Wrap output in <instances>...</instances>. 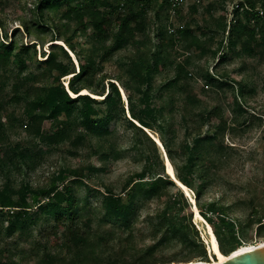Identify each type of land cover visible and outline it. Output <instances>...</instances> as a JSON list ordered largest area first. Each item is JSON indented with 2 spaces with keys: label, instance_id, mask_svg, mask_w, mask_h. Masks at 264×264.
<instances>
[{
  "label": "trees",
  "instance_id": "16d2710c",
  "mask_svg": "<svg viewBox=\"0 0 264 264\" xmlns=\"http://www.w3.org/2000/svg\"><path fill=\"white\" fill-rule=\"evenodd\" d=\"M154 1L37 0L32 9L34 16H38L35 27L38 31L53 30L50 38L53 52L38 61L37 71L29 70L28 58L22 57V53L30 50L35 53V42L22 44L20 48L15 40H0V51L16 66L17 80L28 83V87L13 95V101L22 105V112L18 117L11 114L10 122L19 121L24 126L29 142L5 136L6 122L0 108V176L3 178L0 237L2 233L26 237L33 209L45 214L47 225L39 230L43 243L37 246L38 264H133L125 260L126 251L122 246L110 244L111 237L107 230L100 229L101 223L130 228L140 209L154 198L161 200V208L150 223L156 235L152 245L136 255L128 249L130 257L135 258L134 264L149 259V254H153L151 248L157 250L172 242L182 246L181 252L174 256L178 259L191 260L205 255L191 213H182L189 204L187 196L165 172L161 148L146 128L160 139L176 177L194 191L199 211L211 224L220 250L227 255L245 240L242 222L231 215L230 206L220 198L206 202L204 197L217 186L219 172L234 164L238 150L235 139L240 129H250L257 116L246 102V95L256 85L246 76L237 80L225 73L213 72L209 67L196 74L184 68V63H191L190 55L186 54L191 51L196 59L209 55L215 60L217 51L212 49V43L218 32L224 41V51L214 66L230 51L257 55L258 61L264 59V0H240L231 21L225 16L223 20L217 18L211 33L207 30L199 35L190 34L189 25L181 22L184 0H177L175 5V0H160L159 10L165 8L166 17L163 21L156 14L153 24L156 40L152 44L150 33L146 32V16ZM200 1L192 2L190 7L194 12L198 11ZM57 10L63 23L57 24L51 15ZM72 20L78 32L89 35L87 56L77 48L72 36L65 37L67 48L78 60L77 71L68 50L54 42L61 39L60 27L64 21ZM22 22L30 33L31 22L28 19ZM170 27L175 30L171 31ZM4 36L7 41V34ZM131 45H137L139 50H132L127 56L121 54ZM179 46L185 51L182 59L176 51ZM114 57L121 67V72L116 74L105 70ZM66 75H70L68 88L76 95H71L64 85ZM112 75L132 86L126 99L129 116L119 86L110 80L106 89L105 80ZM7 78L0 72V91ZM224 80L230 84V94L223 95L221 90L213 88ZM199 85L208 89V95L196 91ZM83 88L102 98L81 94ZM176 113L180 116L178 123ZM241 117H244L242 121ZM247 118L250 120L245 125ZM119 119L132 131V147L145 158L143 168L130 174L120 190L113 186H106L104 190L89 187L83 198L78 197L75 193L78 187L86 186L83 166H67L49 175L42 188L29 182L15 183L13 168L21 164L32 167L42 147L63 146L66 153L73 155L78 146H86L90 154L98 155L103 161L116 155L114 144L107 146V142L116 134L114 123ZM46 120H49L47 127ZM174 121L177 127L172 124ZM29 146L38 152L33 154ZM101 169L102 166H88L92 174ZM91 196L97 198L98 204H92ZM6 216L9 220L5 225ZM51 218L61 223V228L51 223ZM53 233L65 252L49 244Z\"/></svg>",
  "mask_w": 264,
  "mask_h": 264
},
{
  "label": "rangeland",
  "instance_id": "374dc122",
  "mask_svg": "<svg viewBox=\"0 0 264 264\" xmlns=\"http://www.w3.org/2000/svg\"><path fill=\"white\" fill-rule=\"evenodd\" d=\"M193 1L184 0L183 19L181 22H186L189 25L192 31L190 34L198 35L202 31L207 30H210L211 33L212 30L210 28L215 24L214 20L217 18L223 20L225 16L231 21L235 16L233 10L236 4L240 2V0H201L198 11L194 12L190 7ZM35 2L37 0H0V40H4L5 42L15 40L20 48L22 44L35 42V53L33 50L22 53L23 58H28L29 70L33 71L38 70V61L45 59L53 52V48L50 45L53 30L48 29L43 31L41 29L38 31L35 27L38 21V16H34L32 12ZM159 2L160 0L153 2L146 16V32L150 33L152 44L156 40L154 37L155 31L153 30L156 14L158 13L159 18L163 21H165L166 17V9L159 10ZM59 14V10L56 13H51L57 24L63 23L59 18ZM23 19H28L31 22L30 33L26 32L22 22ZM15 27H19V30L15 31ZM77 28L74 20L66 23L64 21L63 26L60 27L62 32L61 39L54 40V42L61 44L68 50L64 40L66 36H72V40L75 41L77 48L87 56L89 49L86 40H88L89 35L78 32ZM5 33L7 34V41L4 38ZM162 35L165 34L163 33ZM223 42L221 40V33L218 32L212 43V49L217 51L216 58H221L223 54ZM179 47L180 49L176 51L181 57L179 58L182 59L185 57V51H183L182 46ZM132 50L135 52L139 48L137 45H131L129 48L122 50L121 54L127 56L132 53ZM58 52H60V48L57 47ZM68 53L77 71L78 60L76 58L77 61H75L72 53L69 51ZM186 54L190 55L191 63L188 65L184 63V68L187 67L196 74L203 72L209 67L213 72L225 73V76L237 80H241V78L246 76L251 84L256 85L254 91L246 95V102L247 106L257 113V116L253 119L250 129L243 131L240 129L235 139L238 150L234 164L230 168L219 172L218 175L221 178L217 186L206 193L204 200L211 202V200L220 198L222 202L229 205L231 215L239 218L242 222L245 239L243 244L257 245L264 241V59L258 61L257 55L247 56L230 51L226 56L223 55L217 66H214L217 59L213 60L209 55L196 59L193 51ZM242 66H244V69H239ZM15 67L13 60L6 58L2 51H0V72L8 76L6 85L0 91V108H2L3 120L6 122L4 134L5 136L9 135L14 140L27 141L24 126L19 121L10 122L11 114L18 117L22 112V105L13 101V95L17 90L28 87V83H25V80H17L16 75L18 72ZM105 70L113 72V74L121 72V67L118 65L116 57L106 64ZM69 76L63 77L65 86ZM110 80L119 86L122 98L124 99L125 111L129 116L126 99L132 91V86L127 81L123 84L116 79L115 75H112V78L105 80L106 89ZM213 88L214 90H221L223 95L230 94L231 92L230 84L225 80L215 84ZM196 91L204 96L208 95L209 92L206 87H200V85ZM171 111L172 109H169V112L173 113ZM179 117V114L176 113V123H178ZM233 118L234 115H231L230 120H233ZM243 119L244 117H241L240 121ZM249 120L250 118H247L245 125H248ZM176 123L174 121L172 124H175V127H177ZM48 125L49 120H46L44 126L47 127ZM114 125L117 132L111 136V139L107 142V146L114 144L117 152L116 155H111L109 159L103 161L98 155L90 154L86 146H78L77 153L73 155L66 153L63 146L51 149L42 147L43 151L35 156L32 167L21 164V167L13 168L12 176L15 183L20 185L21 182H29L33 186L42 188L47 184L49 175L56 174L58 171L67 168V166H83L86 186L81 185L78 187V190L75 192L78 197L83 198L88 193L89 187L104 190L106 186H113L117 190H120L130 174L143 168L145 158L132 147V131L126 126L125 122L119 119ZM179 133L180 131L178 132L177 130L176 134ZM176 134H174V138ZM29 148L33 154L38 152V149L36 151V148L33 146H29ZM16 164H18L17 161ZM90 164L98 167L102 166L103 169L92 174L88 170ZM2 181L3 178L0 176V184ZM190 190L195 197L194 191L191 188ZM90 200L94 205L99 202L95 196H91ZM187 200L189 204L182 210V213L187 215L191 213L192 221L198 228L199 237L203 242L205 255L193 257L191 260L178 259L179 257L174 256L181 252L182 246L178 242H172L157 250L151 248L153 254H149V259L140 264H186L191 261H212L216 257L209 250L205 224L194 217L189 197H187ZM160 201V199L154 198L147 202L140 209L138 216L130 228H119L110 223H101L100 229L107 230L109 238L111 237L110 244L114 243L118 248L122 246L126 251L125 260H131L133 264L135 262V258L130 257L129 248L136 255L140 250H145V248L152 245L156 231L150 226V223L153 221L155 213L161 208ZM11 211H9V214H11ZM8 220V216H6L5 225ZM50 221L56 227L61 228V223L53 221L52 218ZM46 225V215H41L37 209H33L31 220L26 228L28 233L26 237L19 234L7 236L2 233L0 237V249L2 248L0 264H38L40 252L37 246H41L43 243V237L39 234V230ZM49 244L53 248L65 252L64 246L60 244L59 238L55 233L49 237ZM153 257L156 259H153ZM123 264H128V262Z\"/></svg>",
  "mask_w": 264,
  "mask_h": 264
},
{
  "label": "bare ground",
  "instance_id": "6f19581e",
  "mask_svg": "<svg viewBox=\"0 0 264 264\" xmlns=\"http://www.w3.org/2000/svg\"><path fill=\"white\" fill-rule=\"evenodd\" d=\"M71 53L74 56L75 61H77L74 53L72 51H71ZM67 81H68V79H67ZM67 81H66V86H67L68 91L71 93V95H76L75 93L70 91V89L68 88ZM80 93L81 94H91V95H93L96 98L102 97L101 95H97V94H93V93L89 92V90L87 88H83L80 91ZM146 129L157 140V142L159 143L158 145L161 148V151L163 153V158H164V161H165V164H164L165 165V172L170 176L171 179H173V180L175 179L176 180L175 182L177 183V185L183 190L185 195L187 197H189L190 202H191V209H192V211L194 213V217L196 219L201 220L205 224V227L207 229V234H208V238H207L208 241L207 242H208L209 250H210L211 253L216 255V257L213 258L212 261L216 262V261L224 260L226 258V254H224L220 250L219 244H218V241H217V238H216V235H215V232H214L211 224L203 217V215L199 211V208L197 206L195 197L192 195V192H191L190 188L176 177L173 164L171 163L169 157L167 156L165 148H164L163 144L161 143L160 139L156 135H154L148 128H146ZM169 169H171V171H169ZM171 174L173 175V177L171 176ZM182 185H183V187H182ZM263 243H264V241L260 242L257 245H260V244H263ZM257 245L256 244L255 245L254 244H242V245L238 246L235 250H237V251L246 250V249L252 248V247L257 246ZM192 262H195V261H192ZM208 262H210V261H208Z\"/></svg>",
  "mask_w": 264,
  "mask_h": 264
},
{
  "label": "water",
  "instance_id": "95a60500",
  "mask_svg": "<svg viewBox=\"0 0 264 264\" xmlns=\"http://www.w3.org/2000/svg\"><path fill=\"white\" fill-rule=\"evenodd\" d=\"M152 138L156 141L157 144H159L153 136ZM171 176L173 177L172 174ZM174 181L176 180L174 179ZM186 264H264V243L246 250L237 251L234 249L229 254H227L226 258L222 261H191Z\"/></svg>",
  "mask_w": 264,
  "mask_h": 264
},
{
  "label": "built area",
  "instance_id": "2783aa9c",
  "mask_svg": "<svg viewBox=\"0 0 264 264\" xmlns=\"http://www.w3.org/2000/svg\"><path fill=\"white\" fill-rule=\"evenodd\" d=\"M176 2H177V0H175V1L173 2V5H175ZM181 26H183V25H181ZM170 30H171V31H174L175 28H174V27H170Z\"/></svg>",
  "mask_w": 264,
  "mask_h": 264
},
{
  "label": "snow or ice",
  "instance_id": "6c2138e0",
  "mask_svg": "<svg viewBox=\"0 0 264 264\" xmlns=\"http://www.w3.org/2000/svg\"><path fill=\"white\" fill-rule=\"evenodd\" d=\"M169 171H171V169H169Z\"/></svg>",
  "mask_w": 264,
  "mask_h": 264
}]
</instances>
